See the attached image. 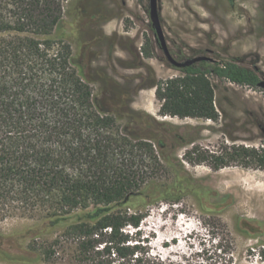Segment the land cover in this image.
<instances>
[{"label": "rangeland", "instance_id": "1", "mask_svg": "<svg viewBox=\"0 0 264 264\" xmlns=\"http://www.w3.org/2000/svg\"><path fill=\"white\" fill-rule=\"evenodd\" d=\"M157 8L166 45L177 60L235 58L264 80V0H157ZM145 37L153 43L150 58L139 52ZM49 38L48 56L57 54V41L68 43L93 94L114 113L110 125H83L80 138L67 124L53 140L40 137L38 145L49 150L53 169L72 179L129 186L131 195L120 208L143 217L124 232L141 245L145 263L264 264V169L244 167L242 156L231 155L233 147L264 148V88L208 75L217 120L156 113L159 102L148 84L182 73L169 66L159 47L149 0H67L63 22ZM41 77L42 87L58 84L49 67ZM59 82L61 95L53 99L68 107V82L64 77ZM145 102L152 112L141 108ZM49 108L43 123L53 127ZM77 142L83 148L75 149ZM97 143L99 151L93 148ZM212 155L229 163L214 168ZM28 175L0 177V234L21 247H38L53 243L64 231V218L91 209L93 202L83 192L72 208L61 201V188L33 183ZM57 217L62 221L48 224ZM52 248L63 258L41 264H74L71 243ZM0 264L21 263L0 259Z\"/></svg>", "mask_w": 264, "mask_h": 264}, {"label": "trees", "instance_id": "2", "mask_svg": "<svg viewBox=\"0 0 264 264\" xmlns=\"http://www.w3.org/2000/svg\"><path fill=\"white\" fill-rule=\"evenodd\" d=\"M65 1L0 0V36L14 34L0 40V177L6 180L29 173L27 180L33 183L61 188V201L70 203L72 208L79 206L83 192L90 197L93 207L64 218V231L53 243L21 247L17 240L0 234V259L21 264L51 263L63 258L56 254L53 245L61 247L68 242L73 245L70 259L74 264H149L145 263L147 256L141 245L131 243L134 237L124 232L126 225L138 227L143 217L138 210L129 213L120 208L131 195L129 186L61 176L50 164L53 157L49 150L38 145L40 137L51 140L66 124L80 138L83 125L84 128L101 122L110 125L112 121V110L93 94L88 85L91 80L86 77L84 66L72 56L70 45L59 40L54 57L46 52L51 46L50 34L63 22ZM21 34L29 36L20 38ZM139 52L145 58L154 56L153 43L148 37L144 38ZM48 67L56 77L52 81L58 84L45 88L39 79ZM176 69L182 74L148 84L154 88L161 116L217 120L219 112L208 75L254 89L260 81L256 70L235 58L201 60ZM61 77L69 85L68 107H60L57 100L61 95ZM46 89L51 93L45 94ZM47 108L54 112L53 127L43 123L48 120ZM35 127L41 132H33ZM81 148L83 145L77 142L75 149ZM93 148L99 151L101 146L97 143ZM69 155L74 157V150L69 149ZM231 155L242 156L244 167L255 164L264 169V148L233 147ZM212 157L217 161L214 168L229 163L222 156ZM1 188H4L2 183ZM60 221L57 217L48 224L57 225Z\"/></svg>", "mask_w": 264, "mask_h": 264}, {"label": "water", "instance_id": "3", "mask_svg": "<svg viewBox=\"0 0 264 264\" xmlns=\"http://www.w3.org/2000/svg\"><path fill=\"white\" fill-rule=\"evenodd\" d=\"M149 17L151 21L152 28L155 31V35L157 36V42L159 43V47L162 50L166 61L174 68H182L185 66H189L193 63H196L201 60H211L209 56L206 55H198L191 58H187L185 60H177L173 55L170 53L161 28L159 15H158V8H157V0H149ZM258 87L264 88V80L260 79L257 83Z\"/></svg>", "mask_w": 264, "mask_h": 264}, {"label": "crops", "instance_id": "4", "mask_svg": "<svg viewBox=\"0 0 264 264\" xmlns=\"http://www.w3.org/2000/svg\"><path fill=\"white\" fill-rule=\"evenodd\" d=\"M155 68V67H154ZM155 71L157 72V69H155ZM151 90H153L152 91V94H153V96L155 95L154 94V88H150ZM149 96H150V94H149ZM141 106V105H140ZM142 109H144V110H146V111H148V112H152L151 110H152V105L149 103V102H145L144 103V105H142V107H141ZM155 111H156V113H158V110H159V106L157 107V106H155Z\"/></svg>", "mask_w": 264, "mask_h": 264}]
</instances>
